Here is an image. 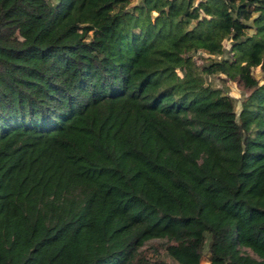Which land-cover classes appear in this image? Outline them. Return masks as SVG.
Listing matches in <instances>:
<instances>
[{"label": "trees", "instance_id": "1", "mask_svg": "<svg viewBox=\"0 0 264 264\" xmlns=\"http://www.w3.org/2000/svg\"><path fill=\"white\" fill-rule=\"evenodd\" d=\"M256 66L264 0H0V264H264Z\"/></svg>", "mask_w": 264, "mask_h": 264}, {"label": "rangeland", "instance_id": "2", "mask_svg": "<svg viewBox=\"0 0 264 264\" xmlns=\"http://www.w3.org/2000/svg\"><path fill=\"white\" fill-rule=\"evenodd\" d=\"M51 2H55L56 0H50ZM137 1V0H132ZM224 44L226 46L229 45V40H224ZM198 61H200L198 59ZM254 74L256 77L261 79V82L264 81V74L260 71V67L256 66L254 68ZM207 80L210 81L215 86L224 87L228 90V93L236 98V108L240 106V100L245 96L246 89L244 87L237 83L236 81L226 79L223 73H219L217 75H208ZM161 242V239L159 238H153L145 243L143 247L147 249V252L149 255H155L153 251V246H158V255L162 258H164L167 262V264H179L174 258L168 256L165 254V252L159 247V243ZM200 264H207V260L204 257V259L201 261Z\"/></svg>", "mask_w": 264, "mask_h": 264}]
</instances>
